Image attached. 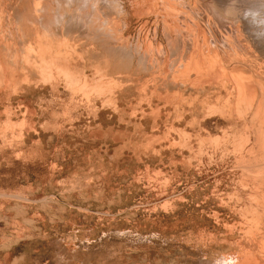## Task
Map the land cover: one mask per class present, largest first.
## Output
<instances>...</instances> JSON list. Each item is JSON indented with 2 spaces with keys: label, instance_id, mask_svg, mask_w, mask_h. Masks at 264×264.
<instances>
[{
  "label": "rangeland",
  "instance_id": "374dc122",
  "mask_svg": "<svg viewBox=\"0 0 264 264\" xmlns=\"http://www.w3.org/2000/svg\"><path fill=\"white\" fill-rule=\"evenodd\" d=\"M73 1L0 0V264H246L264 0Z\"/></svg>",
  "mask_w": 264,
  "mask_h": 264
},
{
  "label": "bare ground",
  "instance_id": "6f19581e",
  "mask_svg": "<svg viewBox=\"0 0 264 264\" xmlns=\"http://www.w3.org/2000/svg\"><path fill=\"white\" fill-rule=\"evenodd\" d=\"M60 1V0H59ZM62 1V0H61ZM248 1V0H247ZM253 1H255V0H253ZM261 1V0H260ZM67 2V1H66ZM68 2H69V0H68ZM70 2H71V0H70ZM72 2H74L73 0H72ZM71 2V3H72ZM82 2H83V0H82ZM85 2V1H84ZM83 2V3H84ZM87 2H91V1H87ZM98 2V1H97ZM103 2H106V0H103ZM222 2V1H221ZM235 2H237V1H235ZM114 3V2H113ZM116 4H117V2H115ZM251 3H254V2H252L251 1ZM257 3V2H256ZM70 4V3H69ZM85 4H87V3H85ZM92 4V3H91ZM90 4V5H91ZM96 4V3H95ZM249 4V3H248ZM83 5V4H82ZM113 5V4H112ZM250 5V4H249ZM85 6V5H84ZM84 6H81V8L82 7H84ZM93 6V5H92ZM92 6H89V7H92ZM262 6V5H261ZM72 6L70 5V8H71ZM244 7V6H243ZM251 7H253V6H251ZM80 8V9H81ZM86 8H88V7H86ZM101 8V7H100ZM113 8V7H112ZM115 8V7H114ZM264 8V7H263ZM88 9H90V8H88ZM88 9H85V10H88ZM116 9V8H115ZM229 9V8H228ZM247 9V7L244 9V10H246ZM249 9V8H248ZM252 9V8H251ZM84 10V9H83ZM93 10H94V7H93ZM96 10V9H95ZM94 10V11H95ZM220 10V9H219ZM250 10V9H249ZM248 10V11H249ZM253 10H254V8H253ZM260 10H262V9H260ZM78 11V10H77ZM98 11V10H97ZM96 11V12H97ZM100 11V10H99ZM240 11H242V9H240L238 12L237 11H235L236 12V14L238 13L239 14V12ZM263 11H264V9H263ZM80 12V11H79ZM82 12H84V11H82L81 10V13ZM87 12V11H86ZM86 12L85 13H83L82 15H85L86 14ZM89 12V11H88ZM232 12V11H231ZM251 12L253 13V12H255L256 13V10H254V11H252L251 10ZM259 11H257V13H258ZM81 13H80V15H81ZM94 13V12H93ZM247 13H249V12H247ZM261 13H262V11H261ZM87 14H89V13H87ZM97 14V13H96ZM226 14V13H225ZM229 14V13H228ZM227 14V15H228ZM234 14V13H233ZM238 14H237V16H238ZM244 14V13H243ZM250 14V13H249ZM264 14V13H263ZM90 15V14H89ZM92 15V14H91ZM230 16H232V15H230ZM81 17H83V16H81ZM85 17H87V16H85ZM236 17V16H235ZM239 17V16H238ZM252 18V16L250 17V19ZM256 19H257V17H256ZM44 20H46V19H44ZM249 20V19H248ZM252 20V19H251ZM250 21V20H249ZM253 21V20H252ZM47 22V21H46ZM248 22V21H247ZM251 22V21H250ZM252 23V22H251ZM50 25V24H49ZM74 25V24H73ZM75 25H77V24H75ZM246 26V25H245ZM75 28V27H74ZM69 30V29H68ZM71 30V29H70ZM257 30V29H256ZM255 30V31H256ZM72 31V30H71ZM241 31V30H240ZM258 31H260V30H258ZM250 32H252V31H250ZM252 34H253V32H252ZM255 36V35H254ZM257 38H258V36H257ZM263 42V41H262ZM259 43V42H258ZM262 44V43H261ZM236 77V76H235ZM235 79V78H234ZM236 80V79H235ZM244 82V81H243ZM243 92V91H242ZM262 96V95H261ZM241 99V98H240ZM251 100V99H250ZM241 101V100H240ZM247 105H249L250 106V103L248 104L247 103ZM248 106V107H249ZM257 128V127H256ZM250 171V170H249ZM251 200V199H250ZM255 202V201H254ZM263 202H264V200H263ZM263 210V209H262ZM258 212V211H257ZM253 213V212H252ZM255 217V216H254ZM252 218V217H251ZM251 231V230H250ZM261 245V244H260ZM262 245H263V243H262ZM264 246V245H263ZM254 247V246H253ZM259 247V246H258ZM258 247L257 246H255L254 248L256 249V251L255 252H253L252 251V253H251V255H246L245 256V259H246V261H244V262H246V264H264V260H262V261H260L259 260V258H260V252H262V253H264V247H261V248H259L258 249ZM241 249V248H240ZM246 249V248H245ZM249 249V248H248ZM246 251V250H245ZM242 252H243V250H242ZM249 253V252H248ZM250 254V253H249ZM241 255V254H240ZM243 255H244V253H243ZM241 258H243V257H241ZM238 262V261H237ZM239 262H240V260H239ZM238 264H241V263H238ZM244 264V263H243Z\"/></svg>",
  "mask_w": 264,
  "mask_h": 264
}]
</instances>
